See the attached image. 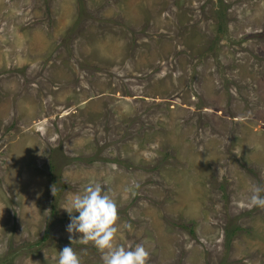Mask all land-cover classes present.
I'll return each mask as SVG.
<instances>
[{
	"label": "rangeland",
	"instance_id": "374dc122",
	"mask_svg": "<svg viewBox=\"0 0 264 264\" xmlns=\"http://www.w3.org/2000/svg\"><path fill=\"white\" fill-rule=\"evenodd\" d=\"M90 182L147 264H264V0H0V264H102Z\"/></svg>",
	"mask_w": 264,
	"mask_h": 264
},
{
	"label": "clouds",
	"instance_id": "9594fccd",
	"mask_svg": "<svg viewBox=\"0 0 264 264\" xmlns=\"http://www.w3.org/2000/svg\"><path fill=\"white\" fill-rule=\"evenodd\" d=\"M249 201L254 206L264 207V186H254ZM117 207L109 189L100 182H90L81 191L72 193L64 207L69 216L65 226L70 234L68 239L72 241L71 234L78 233V240L91 241L101 253L102 264H147L149 252L143 242H116ZM57 264H82L72 243L57 252Z\"/></svg>",
	"mask_w": 264,
	"mask_h": 264
}]
</instances>
